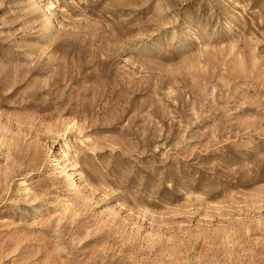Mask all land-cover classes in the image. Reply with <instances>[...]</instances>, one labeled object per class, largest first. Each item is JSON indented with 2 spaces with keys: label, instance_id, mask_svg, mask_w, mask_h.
Wrapping results in <instances>:
<instances>
[{
  "label": "rangeland",
  "instance_id": "374dc122",
  "mask_svg": "<svg viewBox=\"0 0 264 264\" xmlns=\"http://www.w3.org/2000/svg\"><path fill=\"white\" fill-rule=\"evenodd\" d=\"M0 264H264V0H0Z\"/></svg>",
  "mask_w": 264,
  "mask_h": 264
},
{
  "label": "bare ground",
  "instance_id": "6f19581e",
  "mask_svg": "<svg viewBox=\"0 0 264 264\" xmlns=\"http://www.w3.org/2000/svg\"><path fill=\"white\" fill-rule=\"evenodd\" d=\"M69 141V140H68Z\"/></svg>",
  "mask_w": 264,
  "mask_h": 264
}]
</instances>
